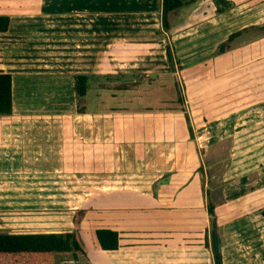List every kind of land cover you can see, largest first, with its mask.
<instances>
[{
    "label": "crops",
    "instance_id": "0c3cea01",
    "mask_svg": "<svg viewBox=\"0 0 264 264\" xmlns=\"http://www.w3.org/2000/svg\"><path fill=\"white\" fill-rule=\"evenodd\" d=\"M183 1L185 11L188 4ZM121 3L0 0V14L11 17L9 30L0 33V70L13 76V111L0 116V216H7L0 218V229L14 232L10 226L21 225L24 216L46 213L56 219V214H71L73 219L85 209L79 226L70 221L63 230L44 231L76 230L83 242L85 254L76 260L60 255L57 264H215L205 246L210 221L204 171L199 164L181 167L185 161L177 159L179 149L194 150L180 90L186 84L192 115L203 113L210 128V146L230 144L226 167L209 172L208 180H213L208 191L221 225L224 264H264V114L251 125L246 118L251 110L264 112V34L256 32L242 42L233 41L238 35L220 40L218 50L222 43L229 49L208 55L202 61L208 64L206 73L187 78L166 65L162 0H133L129 7ZM146 11L151 35L144 42V60L136 63L140 57H121L115 50L119 44L137 43L105 44L104 17ZM208 16L212 24L203 39L219 32L216 11ZM192 23L177 28V34L184 32L177 35V44L188 41L189 31L196 37L198 27ZM203 39L191 38L190 46ZM61 43L64 56H49ZM156 50L161 58L155 61ZM36 56L46 58L38 62ZM129 71L147 75L143 79L149 83L134 78L135 84L127 88L118 89L122 81L103 85V76L115 79ZM153 71L160 72L156 84ZM78 73L96 80L87 92L84 113L78 112L74 91ZM152 90L157 91L154 96ZM90 92L96 93L98 103L89 105ZM232 96L238 99L231 102ZM220 186L223 197L217 203ZM201 208L208 217L202 240ZM98 228L121 232V247L102 249Z\"/></svg>",
    "mask_w": 264,
    "mask_h": 264
},
{
    "label": "rangeland",
    "instance_id": "374dc122",
    "mask_svg": "<svg viewBox=\"0 0 264 264\" xmlns=\"http://www.w3.org/2000/svg\"><path fill=\"white\" fill-rule=\"evenodd\" d=\"M122 1V6H131L133 4V0H129L126 4L124 3L125 0H120ZM188 6L186 7L185 11L180 9L176 13H171L170 14V25L171 28L166 31L165 38L163 39L165 42V46L167 47V44L170 45L173 49L174 52V57L176 58L175 60V66L177 71L180 72V76H185L187 78H191V76L197 74V73H206L205 71L207 70V65L204 64V60H206L207 56L213 54L214 52H217V44L219 43L220 40L228 39L229 34L235 33L238 31H241V33L233 40V41H238L242 42L245 39H252L254 38L256 32H258V35L260 33L264 34V29L258 28L255 29L253 24H256L259 26H264V0H186ZM15 3V2H14ZM18 4V3H17ZM192 7V8H191ZM192 9L196 10V12ZM214 9L216 11L217 17H216V24L219 26V32L215 34V37L213 38L212 35L210 34V39L204 38L203 36L207 37L208 34H206V29L212 24V21H209V16L208 14L210 11ZM210 10V11H209ZM184 11V12H183ZM128 12V11H127ZM185 13L186 15H182ZM145 13V14H144ZM204 13V14H203ZM135 16H127V15H114L113 17H104V22H105V28L107 29L104 33V39H105V44L107 42H111L114 40H121V41H132L133 43H137L134 45H128L126 47L120 46L121 44L118 45L117 47V52H120L121 57L125 58H133L135 59L140 57L138 60L135 59L134 61L136 63H139V61L144 60L143 58V52L147 50V45H144V42H147V37H149L151 34H147V11L140 13L135 12ZM194 15V18H193ZM155 17V16H154ZM161 21V17L159 19ZM153 23L156 22V20L152 21ZM162 22V21H161ZM192 23L191 27L193 26L198 27L197 31H194V36L195 38L192 37L191 32L189 31L187 38L188 42L185 39H180L183 41V45L177 44L176 40L177 35L183 36V33H178L177 34V28H179L180 25H185L186 23ZM118 24L119 26L114 28L113 24ZM109 24L110 26H106ZM248 26V30L245 29L244 27ZM225 26V27H224ZM253 26V27H252ZM160 30V29H159ZM204 31L205 33L200 34V31ZM108 31V32H107ZM164 36V34H162ZM191 38L193 39H203L204 41L198 42L194 47H191ZM226 41V40H225ZM224 41V42H225ZM143 42V43H139ZM195 43V42H194ZM63 43L57 45L56 49L54 52H51L49 50V56H55L56 58L59 56H64V47L62 46ZM147 44V43H146ZM189 46V47H188ZM40 51H43L40 50ZM165 53H166V48H165ZM164 56V53H162ZM153 57H155V61L157 59L161 58L159 50H156L155 53H153ZM167 57V55H166ZM38 59V62H40V58H46L43 56H36ZM210 58V57H209ZM207 58V60L209 59ZM126 60V59H125ZM196 61L199 62L200 65H196V68H193L194 65H185L187 63H183L185 61ZM60 62L63 61V57L59 60ZM142 62V61H141ZM197 63V64H199ZM166 65L168 66V69L170 70V65L168 63V59L166 60ZM141 65H138L137 68H139ZM172 70V69H171ZM140 72H145V69L142 68ZM153 79L155 81V84L159 81V78L157 77L159 75V71H153ZM139 74H136V72H128L124 74V77L121 78V80H118V78L115 79H109L105 76H103L102 82L104 86H108L114 82V84H117L118 81L122 82H127L129 81L130 85L135 84L132 82L134 78L137 80L136 82H139V84H147V80H144L143 78H147V75H141L138 76ZM169 76L172 77V75L169 72ZM114 78V77H113ZM158 80V81H157ZM184 79L182 78V81ZM238 81V80H237ZM96 80L94 81L91 80L90 85L94 84ZM121 82V83H122ZM119 83L118 85H120ZM241 83V82H240ZM239 83H237L238 85ZM183 85V84H182ZM238 88V87H237ZM170 90V89H169ZM180 90H181V96L183 97L184 100V110L186 115L189 118V123H191L192 127V141L193 143V152H189L186 149H179L178 151V156L177 159L185 161L184 165L181 164V167H195L197 164L200 166L203 171H204V176H203V186L204 190H208L211 186V182H213L211 178V182L208 180L210 179V173L212 171L213 174H216L217 171H222L227 163L229 162V141H225L223 143L217 144L210 146V128L205 123V118L203 119V113H200L199 115L193 116L192 109L190 107V101H189V96H187L188 92L186 90V84L183 86L180 85ZM157 93V91L152 90V96H154ZM96 93L90 92L88 95V101L89 105H92L93 103H98L97 97L95 96ZM231 100V102L237 100V96H232L231 98H228ZM187 100V101H186ZM229 100V101H230ZM87 101V102H88ZM193 101V98H192ZM138 103V101L136 102ZM146 104V103H145ZM201 107V106H200ZM254 108V107H253ZM252 113L254 111L251 110ZM251 112H248V121L251 122L249 125L252 124V122H257L256 120H260L261 114H264V112H258L257 114H251ZM191 120H190V116ZM252 120V121H251ZM205 123V124H204ZM250 127V126H249ZM250 129V128H249ZM248 129V130H249ZM254 131V129L252 130ZM212 147V148H211ZM207 154V155H206ZM212 158V161L211 159ZM207 172V175H206ZM210 172V173H209ZM255 173L253 174V178L255 177ZM220 178H214V181L217 183L219 182ZM234 181V180H233ZM236 184V183H234ZM222 186H220L216 191H215V200L218 202L221 201L222 199ZM228 194V193H227ZM75 194H71V197L73 198ZM253 200L255 197L252 198ZM203 208V207H202ZM199 209L198 211V220H199V226H200V239H203V233L208 226V217L205 215L203 212V209ZM84 211V212H83ZM85 209H82L80 213H75V216L72 219L71 214H56V219L55 217H51L45 213V214H39L34 217H21V225H15L10 226L14 232L16 231H21V232H34V231H40L44 232L46 230H63L67 228V225H69V222H73V224L76 223V226H79V222L82 220V218L85 215ZM77 212V211H76ZM83 214V217H82ZM2 217L4 219H7L5 215H1L0 218L1 220ZM51 220H56V223L54 225H47L48 222L53 223ZM1 227V226H0ZM2 231V229H0ZM58 258V257H57Z\"/></svg>",
    "mask_w": 264,
    "mask_h": 264
},
{
    "label": "trees",
    "instance_id": "16d2710c",
    "mask_svg": "<svg viewBox=\"0 0 264 264\" xmlns=\"http://www.w3.org/2000/svg\"><path fill=\"white\" fill-rule=\"evenodd\" d=\"M184 5L183 0H162L161 21L165 31L170 25V14L178 12ZM11 17L0 14V33L9 30ZM264 29V26L261 27ZM241 31L232 33L227 41H231ZM227 43H222L219 52L224 53L229 49ZM166 55L173 72L176 71L174 52L167 44ZM177 61V60H176ZM123 74H117L118 80ZM111 79V77H107ZM95 81L92 74L78 73L74 75V91L77 100L78 112L86 111V95L90 88L91 80ZM118 89L127 88V82H122ZM13 111V76L0 70V116L10 115ZM193 134L191 124L189 126ZM202 173L203 169L200 167ZM207 212L209 215V230L205 236V246L210 248L215 264H224L222 254V230L216 212V204L212 201L210 191L207 190ZM78 210L76 213H80ZM84 212V211H83ZM83 217V214H82ZM96 236L99 245L104 250H117L121 247V232L110 228H98ZM85 254V248L76 230L67 232H3L0 231V264H57V257L70 255L78 259Z\"/></svg>",
    "mask_w": 264,
    "mask_h": 264
}]
</instances>
